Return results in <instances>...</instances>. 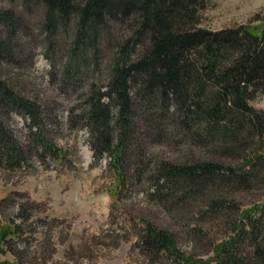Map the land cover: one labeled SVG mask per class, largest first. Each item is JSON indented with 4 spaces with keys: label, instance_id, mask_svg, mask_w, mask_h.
Here are the masks:
<instances>
[{
    "label": "trees",
    "instance_id": "16d2710c",
    "mask_svg": "<svg viewBox=\"0 0 264 264\" xmlns=\"http://www.w3.org/2000/svg\"><path fill=\"white\" fill-rule=\"evenodd\" d=\"M15 1L5 0L0 5V165L16 167L26 160L9 123L12 114L29 119L30 130L37 131V141L46 152L57 155L55 145L43 137L47 104L30 97L3 71L8 67L21 69L25 64L23 52L13 54L17 46L26 45L27 34L14 43L22 27L19 7L24 11L36 2L42 21L29 50L30 65L39 48L54 69L62 67L63 76L59 73L58 80L63 87L84 65L91 64L82 79L92 75V82L85 88L80 111L75 114V108L70 110V128L89 131L96 158L112 157L119 188L132 177L125 172L123 162L137 108L148 109L150 114L149 121L142 117L144 130L158 114L153 111L164 109L161 120L180 117L164 133L185 130L186 140L202 147L203 156L197 159L192 155L180 163L161 161L154 168L142 161L135 172L139 179L146 177L151 186L143 193L168 208L202 194L205 199L198 219L218 215L227 233L220 240L209 241L204 258L185 254L172 233L140 219L138 247L153 258L164 256L171 264H264V200L245 209L228 199L264 180V111L250 104L264 94V22L221 31L206 29L200 24L199 13L210 0H20L14 9ZM110 23L125 28L113 45L115 53L102 79L94 74L103 70L105 61L100 50L94 51ZM36 28L30 30L33 36ZM62 33L69 50L67 57L58 60L56 39ZM83 50L90 55L83 56ZM71 59L80 63L77 74ZM164 133L150 144H160ZM216 180L223 186H216ZM176 187L181 188L176 191ZM203 187L205 191L200 192ZM21 210L25 213L29 208L22 205ZM22 217L23 224L30 226L41 220L40 212ZM23 224L1 222L0 264H34L30 258L33 245L22 240L25 244L19 248L15 240L23 238ZM194 231L201 238L210 235L203 229ZM27 234L40 236L41 232L33 228ZM7 253L14 262L1 260Z\"/></svg>",
    "mask_w": 264,
    "mask_h": 264
},
{
    "label": "rangeland",
    "instance_id": "374dc122",
    "mask_svg": "<svg viewBox=\"0 0 264 264\" xmlns=\"http://www.w3.org/2000/svg\"><path fill=\"white\" fill-rule=\"evenodd\" d=\"M4 1L0 0V5ZM19 3L20 0L13 2L12 7L18 9ZM19 12H22V27L14 43L22 41V35L27 34L26 45L17 46L13 54L23 52L25 64L21 69L8 67L3 71L18 81L30 97L41 98L47 104L48 110L43 115V137L55 145L57 155L44 150L36 139V129L32 131L29 128V119L18 114L10 116V126L25 151L26 160L16 167L0 165V224L9 220L23 224L22 215L40 212L41 220L32 226L23 224V238L15 239L19 242V248L25 244L22 240L28 239L27 242L33 245L30 258L34 264H171L164 256L153 258L138 247L137 240L142 234L140 219L172 233L178 248L185 254L206 258L204 254L209 241L222 239L228 231L223 219L218 215L198 219L197 212L205 199L202 194L191 198L193 200L186 199V204H173L169 208L157 204L143 193L151 187L147 178L139 179L135 172L142 167V161L154 168L161 161L180 163L186 161V156L193 155L195 159L203 156L201 146L186 140L185 130L181 134L164 133L175 125L174 121L178 123L180 117L161 120L159 115L160 112L164 113V109L154 110L153 113L158 114H154L157 115L155 120L147 122L148 130H144L146 122L142 117L149 121L148 109L139 107L135 110L134 130L127 140L130 143L123 162L125 172L132 177L119 188L117 171L111 165L112 157L104 155L101 159L96 158L89 131L70 128V110L75 108V114L80 111L84 104L85 88L92 82V75L82 79L87 68H92L91 64L83 66L81 63V73L69 79L68 86L63 87L58 80L59 73L63 76L62 67L57 65V70L54 69L39 48L36 49L34 64L30 65L29 50L33 48L32 44H35L36 34L39 33L42 10L33 2L27 10L22 11L19 7ZM199 18L201 26L212 31L248 24L261 25L264 22V0H210L199 13ZM109 25L108 33L101 36L94 51L97 53L100 50L101 58L105 61L103 70L98 75L94 74L102 79L115 53L112 51L113 45L117 38L118 41L121 39L119 36L125 28L115 23ZM35 27L33 36L30 30ZM56 40L59 45L56 57L63 59L68 55L67 39L62 33ZM82 55L90 53L83 50ZM70 61L74 74H77L76 67L80 63L73 59ZM250 104L264 111V94H259ZM160 133H164L160 144H150ZM262 146L264 148V139ZM215 182L216 186H223L220 181ZM176 188L178 191L181 187ZM204 189H200V192H204ZM228 199L231 204L245 209L262 202L264 180L254 182L252 189L238 191ZM22 205L29 210L24 213ZM33 228L41 232L40 236L27 234ZM194 228L209 231L210 235L201 238ZM1 260L15 261L9 253L1 255Z\"/></svg>",
    "mask_w": 264,
    "mask_h": 264
}]
</instances>
